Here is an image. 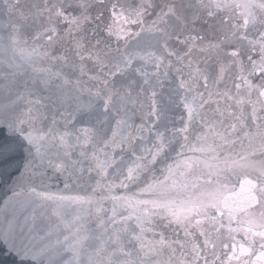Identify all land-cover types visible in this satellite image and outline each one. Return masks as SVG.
I'll return each mask as SVG.
<instances>
[{"label":"snow or ice","instance_id":"1","mask_svg":"<svg viewBox=\"0 0 264 264\" xmlns=\"http://www.w3.org/2000/svg\"><path fill=\"white\" fill-rule=\"evenodd\" d=\"M0 188V264H264V0H0Z\"/></svg>","mask_w":264,"mask_h":264},{"label":"water","instance_id":"2","mask_svg":"<svg viewBox=\"0 0 264 264\" xmlns=\"http://www.w3.org/2000/svg\"><path fill=\"white\" fill-rule=\"evenodd\" d=\"M62 187L63 186L61 185L60 188L62 189ZM53 190L55 191L56 189L54 188ZM236 191H237V193L239 192V187H237ZM3 195H4V189L0 188V197H3Z\"/></svg>","mask_w":264,"mask_h":264}]
</instances>
